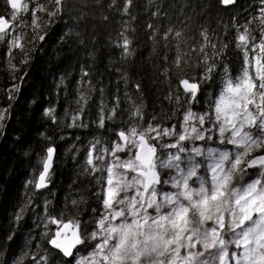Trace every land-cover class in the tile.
Here are the masks:
<instances>
[{
    "label": "snow or ice",
    "instance_id": "obj_1",
    "mask_svg": "<svg viewBox=\"0 0 264 264\" xmlns=\"http://www.w3.org/2000/svg\"><path fill=\"white\" fill-rule=\"evenodd\" d=\"M3 3L11 12L0 13V43L7 42L10 61L13 50L19 49L24 57L22 64L28 63L32 43L36 39L43 42L47 35L41 31L42 17L38 13H44L50 24L53 18L62 19L70 10L68 0H54L51 10L42 0H31V9L23 0ZM237 3L238 0H217L225 9ZM259 4L258 13L244 25L233 17L235 48L242 56L238 75H233L223 59L232 41L225 42L207 27L201 29L195 46L189 45L188 51H183L181 30L170 26L161 32L158 25H148L153 41L163 42L167 51L175 49L171 59L166 53L163 56L162 72L169 87L164 99L173 105L172 115L153 114L146 119L145 106L136 102V96L144 90L141 81L135 82V95L126 88L124 99L130 102L126 108L121 107L119 96L109 107L104 89L100 88L98 127L107 128L105 121H121L114 140L90 142L87 166L82 169L85 176L101 173L96 177L100 191L95 193L100 208H91L88 220H82L79 214L66 219L63 210L53 214L49 210L51 201L45 200V231L41 239L50 248L37 244V251L31 255L24 252L18 258L6 259L7 252L0 246V264H24L25 259L31 264H56L54 254L61 256L62 264H264V0ZM133 6L134 0L108 3L110 10L116 9L122 17L132 20ZM88 8L84 0L73 18L76 26L87 20ZM29 11L30 21L21 19L20 14ZM159 11L158 7L153 15ZM26 28L33 33L27 45ZM129 30V22L123 21L119 39L114 41L121 50V60L135 54ZM73 36L84 43L82 33L75 28H69L60 39L66 42ZM11 67L18 70L15 64ZM197 68L199 76L194 74ZM177 71L182 75L174 83L171 77ZM89 76L90 72L82 70L81 82ZM217 76L218 93L205 101V111H193V105L201 103L204 86L215 83ZM121 78L126 85L129 83L123 73ZM14 89L18 91L19 86ZM77 90L81 91L79 85ZM94 90L89 84L83 90L89 95L81 91L76 101L80 105L78 115L72 116L73 126ZM181 108L182 120L165 126ZM44 115L55 121V109H45ZM5 119L6 110H0V134ZM55 154L56 149L49 146L41 159L43 167L38 179L34 175L28 181L26 187L36 191L19 208L17 222L23 219L37 192L52 183ZM70 202L79 208L85 201L81 197ZM14 237L12 232L7 240Z\"/></svg>",
    "mask_w": 264,
    "mask_h": 264
},
{
    "label": "trees",
    "instance_id": "obj_2",
    "mask_svg": "<svg viewBox=\"0 0 264 264\" xmlns=\"http://www.w3.org/2000/svg\"><path fill=\"white\" fill-rule=\"evenodd\" d=\"M42 2L49 10L54 7V0L52 3L48 0ZM87 2L88 18L78 26L73 18L78 15L84 0H68V14H64L62 19L53 18L54 22L50 24L44 13H38L42 17L41 31H46L47 35L43 42L36 39L32 43L26 64L20 63L24 57L19 49L13 50L14 58L10 61L7 42L0 43V110H6L4 128L0 134V246L7 252L6 259L18 258L24 252L31 255L37 251V244L50 248L41 239L45 231L42 222L45 200L51 201L49 210L53 214L63 210L66 219L79 214L82 220H88L91 217L90 209L100 208L95 193L100 191L96 177H100L101 173L85 176L82 169L87 166L90 142L100 139L102 143H108L114 140V131L121 126V121L116 120L105 121L107 128L98 127L100 88L104 89V98L109 107L115 103V96H119L121 107L126 108L130 103L124 99L126 88L135 95V82L141 81L144 90L142 95L136 96V102L145 106L146 119L153 114L172 115L173 105L164 99L169 87L162 72L165 66L163 56L166 53L171 59L175 49L167 51L163 42L153 41L149 24L158 25L161 32L170 26L181 30L184 33L181 37L183 51H188L189 45L195 46L204 27L210 33L218 34L225 42L232 41L223 59L233 75H238L242 56L235 48L236 32L231 27L233 17L244 25L246 20L258 13L260 7L259 0H238L235 7L228 9L219 6L217 0H134L131 14L135 19L132 20L128 16L122 17L116 9L110 10L109 0ZM118 2L122 3V0ZM25 3H29L31 9V0H25ZM158 7L159 14L153 15ZM6 11L10 13L11 9H6L3 0H0V13ZM30 15L29 11L27 14L21 13L20 17L30 21ZM123 21L129 22L128 35L133 39L135 48V54L126 60H121V50L114 46ZM69 28L82 33L83 44L77 42L74 36L66 42L60 39ZM24 31L27 33L24 43L27 45L33 33L31 28ZM195 59L192 57L193 63ZM12 64L16 65L17 71L12 69ZM82 70L90 72L84 82H81ZM122 73L128 77L127 85L121 78ZM194 74L199 76V68ZM180 75L182 73L177 71L171 77L174 83H178L177 77ZM89 84L95 90L84 106V113L79 114L80 118L73 126L72 116L78 115L76 110L80 106L76 101ZM78 85L81 91L77 90ZM14 86H19V90L16 91ZM180 91L183 92L182 87ZM218 91L219 76L215 83L204 86L201 103L194 104L193 111H205V101ZM83 94L89 95L86 91ZM48 108L55 109V121L44 115V110ZM183 112L181 108L177 115L165 122V126L182 120ZM123 119H127V114ZM49 146L56 148L53 181L48 189L37 192L23 219L17 222L15 217L19 208L27 202L26 197L36 191L26 185L34 175L38 179L43 167L41 159L46 156ZM249 171L254 173L257 170ZM81 197L85 202L79 208H74L71 199ZM50 227L55 228L54 225ZM12 232H15V237L8 241L7 236ZM53 260L56 264H62L59 255L54 254ZM24 264H31V261L25 259Z\"/></svg>",
    "mask_w": 264,
    "mask_h": 264
},
{
    "label": "rangeland",
    "instance_id": "obj_3",
    "mask_svg": "<svg viewBox=\"0 0 264 264\" xmlns=\"http://www.w3.org/2000/svg\"><path fill=\"white\" fill-rule=\"evenodd\" d=\"M23 2H25V0H24ZM199 113H202V112H199ZM197 143L199 144V143H202V142H199V141H198ZM229 147H231V146H229ZM257 171H258V170H257ZM105 176H106V172H105ZM105 183H106V181H105ZM70 235H71V234H70ZM82 254H83V251H82Z\"/></svg>",
    "mask_w": 264,
    "mask_h": 264
},
{
    "label": "water",
    "instance_id": "obj_4",
    "mask_svg": "<svg viewBox=\"0 0 264 264\" xmlns=\"http://www.w3.org/2000/svg\"><path fill=\"white\" fill-rule=\"evenodd\" d=\"M55 148V147H54ZM56 149V148H55ZM56 155V154H55ZM54 160H55V156H54ZM53 166H54V161H53V165H52V169H53ZM251 170H253V169H251ZM70 234L71 233H69L68 235H69V237H70Z\"/></svg>",
    "mask_w": 264,
    "mask_h": 264
}]
</instances>
